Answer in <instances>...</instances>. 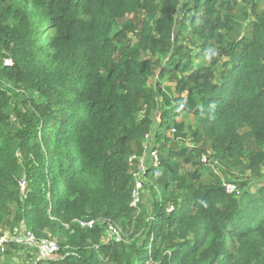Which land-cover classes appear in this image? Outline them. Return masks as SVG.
Instances as JSON below:
<instances>
[{
    "label": "trees",
    "instance_id": "trees-1",
    "mask_svg": "<svg viewBox=\"0 0 264 264\" xmlns=\"http://www.w3.org/2000/svg\"><path fill=\"white\" fill-rule=\"evenodd\" d=\"M231 1L0 0V240L58 237L37 264H264V179L244 180L264 171V0L244 32ZM204 140L236 193L204 179ZM147 148L151 219L132 205Z\"/></svg>",
    "mask_w": 264,
    "mask_h": 264
},
{
    "label": "rangeland",
    "instance_id": "rangeland-1",
    "mask_svg": "<svg viewBox=\"0 0 264 264\" xmlns=\"http://www.w3.org/2000/svg\"><path fill=\"white\" fill-rule=\"evenodd\" d=\"M238 1L239 2L237 3H234L233 0L231 1L234 7L231 11V14L234 19L241 22L242 24L241 30L242 32H244L246 30L245 27L249 26V24H251V21L254 19V16L252 14V5H251L252 1L251 0H238ZM223 13H226L225 8L223 9ZM241 30L235 29L233 32L222 31L221 37L224 40V43L222 46L226 47L229 45V43L233 42L235 38L238 39L240 36ZM217 46L218 45H215V47ZM6 59H11V58H6ZM168 84L173 85L172 82H168ZM185 120L188 125L190 124L193 128H197L199 125L200 119L192 115H188L185 117ZM164 132L168 133L167 128L164 129ZM185 143L187 145H191L190 138H188ZM201 144L205 148V153L201 156L200 159H196L194 161H200L204 165H208V164L212 165V170L204 174V179L212 180L215 177H221L223 183L227 185L228 183L224 179H225V174L226 172H228V170L223 167V171H221L217 167L218 161H216L212 157L213 154L210 149L211 143L207 140H204ZM245 145L248 150L256 149V144L254 143V140L251 137H248L246 139ZM134 149H135V145H134ZM151 151L152 150H150V148H147L145 152L141 154L137 152L135 153V155L138 158V167H137L138 171L136 173H138L140 171V168L143 166L145 167L150 166L151 168V165L154 163V157L152 156ZM135 155L133 154L132 156L134 157ZM204 157H206V161L203 160ZM193 169H194V165H184L183 166L184 171H192ZM141 179L144 181V184L139 192L138 202L140 203L143 202V204L145 205L146 211L148 213V217L149 219H151L152 217L151 213L153 209V201H152L153 193L151 192L149 187L152 184H154V180L149 179L146 176V174L145 175L141 174ZM250 179L252 180V182L255 183L254 187H252L251 190L255 191L260 183L259 181H263L264 179V171H260V174H257L256 176L252 175L251 173H245L244 180H250ZM236 192L237 191H235V193ZM20 231L27 232L29 230L26 229V226L24 223L19 227H15L13 230H10L9 228L5 230V235L0 240L2 241L0 242V246L3 247L2 250L4 253L5 251H7V254L5 253L1 256V259H0L1 263H4V264H37L39 259L45 258L41 255V252L38 248L36 247L30 248L29 245L26 244L27 242H24V240L20 242L17 240H14L17 242L14 243L12 247L9 246L11 244L9 243L10 238L14 239V237ZM105 234L106 236H108L107 229H106ZM51 239H55L56 241H58V237H51ZM4 240L6 241L3 242ZM7 249H9L11 252H9Z\"/></svg>",
    "mask_w": 264,
    "mask_h": 264
},
{
    "label": "built area",
    "instance_id": "built-area-1",
    "mask_svg": "<svg viewBox=\"0 0 264 264\" xmlns=\"http://www.w3.org/2000/svg\"><path fill=\"white\" fill-rule=\"evenodd\" d=\"M5 63L7 65H12V59H6ZM151 150V149H150ZM152 156L154 157V163L151 166L154 167H158L159 166V159L157 156V153L154 151H151ZM137 160L138 158L137 156H132L131 160ZM204 161H206V157L203 158ZM150 168V166H143L140 168V171L138 173L135 174V189L133 191V201H132V205L133 206H137L138 205V201H139V192L141 190V188L143 187L144 181L141 179V174L145 175L148 171V169ZM227 191L229 193H234L237 189L236 185H232V184H227ZM80 223V226L82 227H86V228H93L96 225V220H89V221H83V220H77ZM107 235L105 234L106 238L105 241L108 242L110 240L115 241V242H122L124 239V231L123 228L112 222L109 221L107 223ZM16 238L14 240L17 241H23L22 237H26V241L29 243L30 245H34L36 246L40 252L41 255L43 257H50L52 255H54L55 253H57V251L59 250V245H58V241H56L55 239H51V238H43V239H37L35 237V235L29 231L27 234H23V231L18 232V234L15 236ZM6 240H4L3 242H5ZM2 242V241H0Z\"/></svg>",
    "mask_w": 264,
    "mask_h": 264
},
{
    "label": "water",
    "instance_id": "water-1",
    "mask_svg": "<svg viewBox=\"0 0 264 264\" xmlns=\"http://www.w3.org/2000/svg\"><path fill=\"white\" fill-rule=\"evenodd\" d=\"M15 238H16V237H14V239H15ZM22 238H23L24 241H26V237H22Z\"/></svg>",
    "mask_w": 264,
    "mask_h": 264
},
{
    "label": "clouds",
    "instance_id": "clouds-1",
    "mask_svg": "<svg viewBox=\"0 0 264 264\" xmlns=\"http://www.w3.org/2000/svg\"><path fill=\"white\" fill-rule=\"evenodd\" d=\"M135 155V154H134ZM136 156V155H135ZM151 167H154V166H151Z\"/></svg>",
    "mask_w": 264,
    "mask_h": 264
}]
</instances>
